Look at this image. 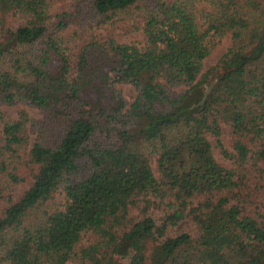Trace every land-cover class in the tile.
Returning <instances> with one entry per match:
<instances>
[{
    "label": "trees",
    "instance_id": "16d2710c",
    "mask_svg": "<svg viewBox=\"0 0 264 264\" xmlns=\"http://www.w3.org/2000/svg\"><path fill=\"white\" fill-rule=\"evenodd\" d=\"M0 264H264V0H0Z\"/></svg>",
    "mask_w": 264,
    "mask_h": 264
},
{
    "label": "rangeland",
    "instance_id": "374dc122",
    "mask_svg": "<svg viewBox=\"0 0 264 264\" xmlns=\"http://www.w3.org/2000/svg\"><path fill=\"white\" fill-rule=\"evenodd\" d=\"M116 39L120 43H129V42L133 41L134 39L140 40L141 37L139 34H135V35H133V37H130V36H125V35H122L121 33H118L116 35ZM227 46H228V40L224 38L219 43L217 48L213 51V53L207 59H205V61L203 63L202 73H206L215 67V65L218 63V61L221 59V57L226 52ZM115 88L117 90H119L121 97L124 100V102L126 104V108H127L129 106V104L133 101L134 97L136 96V94H137L136 90L129 84H117V85H115ZM184 90H185L184 87L175 89L173 92V96L182 93ZM21 109H23L27 113V116H28L30 121L40 119L39 112L30 106H14V107H3L2 108L5 116L11 120L17 119L18 113L20 112ZM28 127H29V129H31L30 124L28 125ZM31 138L33 139V136ZM155 159H156L155 157L152 158L151 166H152V169H153L155 175L157 176ZM62 198H63V196L59 192L54 195V201L55 202H60L62 200ZM87 239H88V237H86L85 240H87ZM112 258L114 261H117L119 263L120 262L125 263L127 258H128V252H127L126 248L121 244L120 247L116 250V252L112 256Z\"/></svg>",
    "mask_w": 264,
    "mask_h": 264
}]
</instances>
